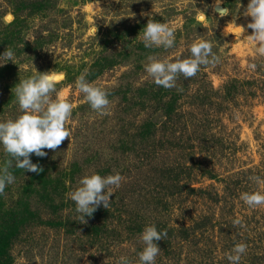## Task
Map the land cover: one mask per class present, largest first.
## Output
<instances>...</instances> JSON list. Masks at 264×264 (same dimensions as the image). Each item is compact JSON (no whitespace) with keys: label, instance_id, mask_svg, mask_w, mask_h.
I'll return each instance as SVG.
<instances>
[{"label":"rangeland","instance_id":"rangeland-1","mask_svg":"<svg viewBox=\"0 0 264 264\" xmlns=\"http://www.w3.org/2000/svg\"><path fill=\"white\" fill-rule=\"evenodd\" d=\"M22 2L17 17L0 0V52L12 49L15 62L0 65V120L18 114L13 87L36 69L64 74L56 87L73 108L70 136L43 157L30 154L41 171L14 161L9 169L15 180L0 193V212L20 206V230L8 264H117L120 256L135 264L149 224L167 232L154 264H230L235 243L246 245L240 264H264V204L240 199L264 192V76L246 80L264 56L250 46L248 0H222L223 16L215 0ZM148 19L174 29L173 47H144ZM201 38L218 62L178 74L172 88L153 83L147 57L185 58ZM82 72L107 91L105 114L75 88ZM8 158L0 149V164ZM92 171L123 179L108 209L83 222L66 194Z\"/></svg>","mask_w":264,"mask_h":264},{"label":"clouds","instance_id":"clouds-1","mask_svg":"<svg viewBox=\"0 0 264 264\" xmlns=\"http://www.w3.org/2000/svg\"><path fill=\"white\" fill-rule=\"evenodd\" d=\"M215 2L218 5L222 0ZM228 13L226 7L218 9L220 16ZM243 14L251 17L247 23V27L252 29L248 37L250 46L258 56H264V0H248ZM197 19L203 21L205 16L200 15ZM174 39L172 27L149 19L141 35L145 48L156 46L169 49L173 47ZM188 52L189 56L177 57L174 61L169 58L158 59L149 56L144 70L156 85L172 88L175 86L178 74L183 75L184 78L192 77L196 75L201 65L214 64L219 59L212 50V44L203 38L191 42L188 45ZM13 56V50L5 48L0 52V65L9 60L14 62ZM249 66L255 67L254 64ZM63 79V73L42 72L36 69L31 75L19 78L14 85L18 114L14 118L0 120V149L9 157L0 164V193H3L6 185L12 184L15 180L14 175L9 171L13 161L16 168L39 172L42 169L30 160V154L43 157L47 154L45 149H57L61 142L70 136L65 122L71 115L73 105L63 98L56 87ZM74 86L83 94L84 101L91 109L101 115L107 112L110 103L107 91L89 82L86 79V72H82L76 78ZM53 93H55L54 98ZM122 179L119 173L102 176L92 171L82 175L77 186L66 194L67 198L74 202L79 219L85 222V217L91 216L100 205L108 209L110 195L114 193L115 188L120 187ZM240 199L250 207L261 205L264 204V192H242ZM166 235L165 230L158 231L154 224L146 225L139 236L143 248L137 252L138 259L135 264H154L160 252L156 241ZM245 250L244 243H235L231 252L226 254V258L230 264H240ZM117 264H132V262L127 256H120Z\"/></svg>","mask_w":264,"mask_h":264},{"label":"trees","instance_id":"trees-1","mask_svg":"<svg viewBox=\"0 0 264 264\" xmlns=\"http://www.w3.org/2000/svg\"><path fill=\"white\" fill-rule=\"evenodd\" d=\"M7 1H10L11 3L14 16L18 17L17 11L19 7H17V5L19 2H22L25 0H22V1L20 0L19 2H15L17 0L15 1L7 0ZM12 2H13V6H12ZM14 3L16 4L14 5ZM256 62L257 61H251L250 65L254 64L256 67L257 66ZM255 67H251L250 69L251 74H248L249 78L246 79L247 81L250 79V77L254 78L255 75L257 74H261L262 76H264V68L261 69V66L260 68H255ZM225 88H226V92L228 93L230 91V88L229 87H225ZM263 92H264V89H263ZM19 221H20V206L19 207L15 206L13 208H9L7 210L0 212V264H8V259L10 258L9 256L10 245L12 244V242L16 238L17 233L20 230Z\"/></svg>","mask_w":264,"mask_h":264},{"label":"water","instance_id":"water-1","mask_svg":"<svg viewBox=\"0 0 264 264\" xmlns=\"http://www.w3.org/2000/svg\"><path fill=\"white\" fill-rule=\"evenodd\" d=\"M219 8H223V7H221L220 5H217L216 6V9L218 10Z\"/></svg>","mask_w":264,"mask_h":264}]
</instances>
